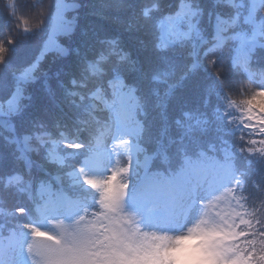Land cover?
I'll return each instance as SVG.
<instances>
[{
    "label": "trees",
    "instance_id": "obj_1",
    "mask_svg": "<svg viewBox=\"0 0 264 264\" xmlns=\"http://www.w3.org/2000/svg\"><path fill=\"white\" fill-rule=\"evenodd\" d=\"M8 1L0 0V5ZM77 1L84 9L80 17H75L78 28L72 36L59 39L69 55L62 58L50 54L40 60L39 44L37 53L25 66L22 63L21 67H10L9 101L20 92L28 99L19 103L18 112L4 111V105L0 104V124L14 126L0 134V149L6 151L17 147L41 153L45 163L42 167L52 174L61 173L59 183L62 186L67 185L64 173L68 164L80 158L82 154L79 152L86 149L81 142L87 137L90 126L88 108L80 107V101L73 95L77 91L73 84L90 67L83 68L96 62L98 59L94 57L101 53L117 51L128 57L117 70L137 98L139 122L153 138V144L147 150L159 154L183 147L186 142L194 147L191 143L194 140L189 141L190 134H199L190 133L194 117L208 123L215 120L223 128L230 125L237 116L236 110L232 111L228 106L231 99L239 104L238 111H244L250 87H264V59L255 46L251 48L248 61L241 65H230L228 56L218 55L233 53L242 43L239 18L253 25L251 39L262 37L264 0H247L246 15L234 13L233 0H112L122 6L123 9L118 11L125 12L102 15H98L95 6L107 0ZM183 4L187 6L179 15L167 17ZM18 5L24 12L29 11L32 0H18ZM47 6H52V15L55 0ZM143 9L146 10L145 16L142 15ZM120 14L130 15L131 18L125 21L130 20L138 26L122 29ZM47 29L48 23L39 40L46 39ZM8 41V47L13 49L14 43ZM235 43L236 46L232 47ZM177 58L183 59L177 62ZM34 62L37 64L34 80L24 82L27 69ZM188 64L193 67L188 69ZM195 96L201 97V101L196 102ZM178 114L182 122L180 126L174 123ZM58 134L76 135V141L65 145L58 141ZM227 135L223 132L210 150L241 154ZM22 137L31 138V141L24 144ZM61 146H68L69 150L57 151L56 148ZM51 152L65 154L67 163L51 165L44 157ZM253 156L264 162V136L257 138ZM251 202L254 213L259 216L264 210V185Z\"/></svg>",
    "mask_w": 264,
    "mask_h": 264
},
{
    "label": "rangeland",
    "instance_id": "obj_2",
    "mask_svg": "<svg viewBox=\"0 0 264 264\" xmlns=\"http://www.w3.org/2000/svg\"><path fill=\"white\" fill-rule=\"evenodd\" d=\"M98 11V15H102L103 13L109 14L113 11L115 12H125L118 11L123 9L121 5L113 2L112 0H107L106 2H99L98 5L95 6ZM77 8L76 3L73 0H57V8L53 17V22L51 26V38L45 46V52H57L64 53V48L55 40V37L59 35H67L71 32L70 21L65 17L66 13ZM128 12V11H127ZM22 13V7L16 5L15 10H13L12 16L16 18L20 16ZM122 15V23L119 26L122 29H131L136 28L138 25L130 22V20L125 21L130 17V15L120 14ZM131 18V17H130ZM31 72L34 70H29L28 76H31ZM112 92H117L116 96L113 97L112 104L115 107V117L110 122V129L101 134L100 136H96V146L97 148L102 147V151H97L90 158L85 160L79 168H77L72 174L71 177L76 180L77 184L87 185L90 188L93 186L88 183L91 181L103 180L107 181L105 183V188L109 189V199L106 201L107 203L111 202L113 194L123 188V177L124 174L129 169V166L123 170V172H118L119 169V161L117 159L119 151L124 150L125 154L130 158V163L134 162L133 158V150L134 147L129 145V142L124 139V134L122 132L123 126H118V123H122L123 120L128 116V111L131 107V100L126 98L123 94L119 93V90L116 91L115 85H111ZM94 97V96H92ZM13 106H8V110L12 111L14 109ZM113 141L112 145H109V142ZM145 166L147 164L146 160L140 162ZM205 170L210 173V179L213 189L220 190L225 192V190H230L228 185L230 184L228 174L223 171L220 167H212L211 164H203L202 165ZM122 177V178H121ZM179 185L182 187L178 188L177 192L172 194L168 193L167 190L162 189L159 191L160 195L158 196L159 188L154 187V184L149 182L148 180H144V185H142V190H135L134 193L136 195V199L134 200V204L132 206V212L136 215V219L142 220L144 227L140 230H137L135 227L131 225H124V229L126 230V238L125 242H130L129 247L132 250L128 253V256L132 257L131 263H123V264H221V261L218 259L216 244L220 243L219 241L211 242L206 249H201L199 257L196 255V249L200 248V242L193 246L190 253L187 251L186 247H179L178 250H172L173 254L169 256L167 260L161 259L158 255H156L154 249L157 245L161 249L165 248L168 245V242H165L164 245L161 243L160 235H164L167 230L173 225H177L178 227H182L186 221L191 220L197 213L198 209H195L192 204V199L195 198L197 193L192 194V199H189V194L185 190L184 181L182 179L177 180ZM168 185V184H167ZM176 184H173V187ZM207 187V186H206ZM228 192V191H227ZM44 194V190L41 192ZM202 194L203 190L200 193ZM180 196L181 200L177 203L176 209L167 210L170 205L168 204L171 197ZM63 205H61V204ZM161 203L162 206L158 207V213H152L150 217L153 219L148 220L149 218L142 219L146 216H149L147 213L143 211L144 207L147 204H156ZM197 203H200L197 201ZM83 203L78 201H62L60 202L58 198L54 197L53 199H48L45 201L38 209V212L43 217H47L43 220L47 223L55 222L59 224L66 223V221L62 218L64 214L67 213H75L82 209ZM238 203L235 204L234 200L231 197L225 202V206L216 208L213 207L212 210L205 215L203 219V224L205 227L203 231L211 232L216 231L220 233H228L230 236L233 231V222L234 220L241 219V214H236L238 209ZM162 213L166 219L156 222L159 220V215ZM54 214L60 216L57 217ZM83 219H88V217L83 216ZM120 225V224H119ZM118 225V227H119ZM148 227V233L146 236H140V233L145 227ZM64 227V226H63ZM62 228H59L57 233L62 231ZM53 232V229H50ZM44 247H41V251H45L46 248L49 252L50 245L46 240H43ZM12 245H16L17 242H11ZM25 243L24 238L20 239V242L17 246L18 249H23L22 245ZM124 243V242H123ZM118 244V243H117ZM110 249L113 247V241H110ZM226 247V245L224 244ZM125 250V246L122 247V251ZM134 253V255H133ZM112 257L115 258L117 255L112 254ZM118 260H123L118 258Z\"/></svg>",
    "mask_w": 264,
    "mask_h": 264
},
{
    "label": "snow or ice",
    "instance_id": "obj_3",
    "mask_svg": "<svg viewBox=\"0 0 264 264\" xmlns=\"http://www.w3.org/2000/svg\"><path fill=\"white\" fill-rule=\"evenodd\" d=\"M118 83L123 86L122 81ZM244 103L247 113L244 122L246 130L264 135V107L256 104L255 96ZM187 163L188 167L194 170V175L184 180L185 190L189 194V199H192L193 193H197L195 198L192 199L193 207L206 214L213 207H223L228 194L213 189L210 173L203 168L199 161L189 160ZM178 175L183 178L184 170H181ZM88 183L93 186V189L101 190L104 196L102 204L105 211L102 213V218L106 224L111 222L115 225L107 230L112 240L118 234V225L126 223L129 219V217L122 215L123 212L129 210L128 193L125 189H120L113 194L111 202L107 203L109 189L104 186L107 181L97 180ZM201 190H203L204 195L198 194ZM135 199L136 197H133V200ZM197 201L200 203H197ZM156 210V207L152 204H147L143 209L149 216ZM95 226V224L86 225L84 230L79 232L65 227L60 231L59 235L43 233L39 229H30V235L22 245L27 254V264H114L112 255L107 251L111 246L110 243L100 250H97V245L93 243V229H95ZM58 227L60 226L58 225ZM41 239L46 240L50 245L49 254L46 257L38 255L34 249V243ZM216 250L221 264H253L254 261L264 260V253L258 251L254 245L251 248L237 251L235 248L225 247L223 242H221L216 244ZM5 251L4 248L0 247V264H6L3 260ZM112 251L115 250L113 249ZM130 251L133 250L128 245H125V250L118 253V257L120 259L130 258L128 256Z\"/></svg>",
    "mask_w": 264,
    "mask_h": 264
},
{
    "label": "clouds",
    "instance_id": "obj_4",
    "mask_svg": "<svg viewBox=\"0 0 264 264\" xmlns=\"http://www.w3.org/2000/svg\"><path fill=\"white\" fill-rule=\"evenodd\" d=\"M9 44L13 43V41L9 40ZM0 45H2V42H0ZM8 55V49L7 47L0 46V65H2L5 62V59ZM256 97V104L260 105L261 107H264V87L261 88H255L250 87L249 92V99L252 97ZM102 107L104 109H107L109 111L110 116L115 114V107L112 103L107 102L105 100L100 101ZM242 115L245 117L247 116L246 111L244 110L242 112ZM253 148H245L240 149V151H247L251 152L253 151ZM199 161L195 157H183L181 160L177 163V166L174 170V174L178 175L181 170H184V177L182 180H186L188 177L194 175V170L188 167V161ZM200 162V161H199ZM130 183V181H129ZM85 197L90 198L88 201L87 206L93 209L92 214L88 216V219H83V211H78L75 213H67L63 215V219L66 221V227L73 231H82L84 230V226L89 224H95L103 226V231H100L98 229H93V236L94 240L93 243L97 245V250L103 249L107 242L111 240V236L108 234L109 229L114 227L115 225L111 222L105 223V220L102 218V213L105 211L102 200L104 199V196L99 189H93L89 186L85 185ZM126 192L128 193L129 189L126 186L125 188ZM123 216L129 217L128 221L125 223V225H131L135 227L137 230H140L144 227L143 221L136 219L132 214L131 210L129 209L126 212L122 213ZM206 213L202 211H198V213L189 221H186L184 225L179 229H174L172 231V239L170 243L163 249L159 247V245L156 246L154 249L156 255H158L161 259L167 260L170 255L173 254L172 250H178L180 246L182 245H191L193 243H196L195 239H190L189 237H197L199 238L200 242V248L196 249V255L199 257L201 249H206L208 245L213 241H220L226 239L228 233H220L216 231L211 232H205L203 231V228L205 225L203 224V219L205 217ZM51 227V226H49Z\"/></svg>",
    "mask_w": 264,
    "mask_h": 264
}]
</instances>
